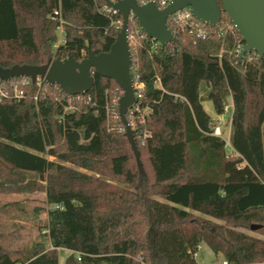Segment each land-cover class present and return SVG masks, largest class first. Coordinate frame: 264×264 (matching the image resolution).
Returning a JSON list of instances; mask_svg holds the SVG:
<instances>
[{
  "label": "trees",
  "instance_id": "1",
  "mask_svg": "<svg viewBox=\"0 0 264 264\" xmlns=\"http://www.w3.org/2000/svg\"><path fill=\"white\" fill-rule=\"evenodd\" d=\"M106 2L0 0V66L109 51L119 29L98 10ZM221 14L203 25L205 37L169 25L174 41L161 47L138 33L129 47L130 74L143 85L139 105L148 107L142 121L126 115L136 136L149 132L136 140L140 167L117 129L121 91L112 79L95 71L78 98L36 80L14 85L24 77L4 83L0 191L42 186L52 206L41 239L0 243V264H59L60 250L69 251L63 264H200L201 244L227 264H264V56L238 59L233 50L243 42ZM60 20L64 40L54 47ZM15 86L22 96L13 97ZM228 97L229 145L212 134L202 107L209 99L218 115ZM8 206L17 201L1 212Z\"/></svg>",
  "mask_w": 264,
  "mask_h": 264
},
{
  "label": "water",
  "instance_id": "2",
  "mask_svg": "<svg viewBox=\"0 0 264 264\" xmlns=\"http://www.w3.org/2000/svg\"><path fill=\"white\" fill-rule=\"evenodd\" d=\"M219 2L220 7L218 0H171L167 7L159 9L153 1L141 5L137 0L107 1L106 5L117 9L122 17L121 27L109 51L100 53L90 51L79 61L67 57L62 60L53 59L44 65L14 64L9 68L0 66V80L15 77H27L30 80L39 78L46 84L57 85L62 93L80 95L92 88V75L95 71L102 77L112 79L121 91L117 100V113L124 129V136L140 167L135 131L126 118L128 109L137 100L130 74L128 16L132 13L140 31L162 47L176 39L167 26V18L173 11L188 7L196 19L209 26L218 23L222 16L221 12H224L243 42L238 57L249 51L256 52L259 58L263 57L264 0H219Z\"/></svg>",
  "mask_w": 264,
  "mask_h": 264
},
{
  "label": "rangeland",
  "instance_id": "3",
  "mask_svg": "<svg viewBox=\"0 0 264 264\" xmlns=\"http://www.w3.org/2000/svg\"><path fill=\"white\" fill-rule=\"evenodd\" d=\"M55 35H57V40H59L61 36L60 28L55 30ZM226 101L228 104L230 103L229 97ZM202 107L215 119V113L209 99L202 101ZM213 121L215 122V120ZM227 124L228 123L225 122V124L222 125V129L225 133L223 138L226 137V131L228 130ZM117 129L124 133L120 124L117 126ZM26 180L35 181L36 185L39 183L36 176L31 174L26 176ZM44 197L42 186L34 191L18 193L0 191V206L5 202L8 203L11 201H17L18 205L17 208L8 206L3 212H1L0 209V233L4 234V237L0 240L2 245H6L9 248H17L20 246H29L32 242L36 241V239H41L40 233L45 232L42 225L47 217L46 210L52 206H48L45 203ZM35 207H39L37 214L34 212L36 209ZM8 233H12L13 235H9ZM68 253L69 251L60 250V253L58 254L59 264L64 263V258ZM216 258L217 255H215L205 244L200 245L196 257V260L200 264H213Z\"/></svg>",
  "mask_w": 264,
  "mask_h": 264
},
{
  "label": "built area",
  "instance_id": "4",
  "mask_svg": "<svg viewBox=\"0 0 264 264\" xmlns=\"http://www.w3.org/2000/svg\"><path fill=\"white\" fill-rule=\"evenodd\" d=\"M107 1H112V2H117L119 0H107ZM153 1L155 2L156 6L159 9H164L165 7H167L171 0H137L138 4H145L147 2ZM101 13H103L106 17L109 18L110 20V26H113L117 29H120L121 24H122V17L120 15V13L118 12L117 9L113 8L112 6H107L106 4H104L103 6H101L98 9ZM59 15V12L57 10H55L53 12V16L52 18H55L56 16ZM129 19L135 17L133 16L132 13L129 14ZM60 25L58 28H60V39L57 40L54 43V47L57 46L58 44H62L63 42V33H62V27H61V23L62 20L59 21ZM176 26L178 28H184L187 29L188 31H195L196 34L198 36L201 37H205L207 34V30L203 29V25H205L204 23H202L201 21H199L198 19H196L190 12V10L188 9V7L182 8V9H178L173 11V13L169 14L168 18H167V26ZM228 27L229 28H234L233 25L230 23H228ZM127 33H128V43H129V47L135 42L136 39V34L138 33H142L143 36L148 37L144 32L140 31V28H133V29H127ZM149 38V37H148ZM151 40V42L155 43L156 45H158L159 43L153 41L151 38H149ZM242 48V43H238L236 48L233 50V52L236 54V56L238 57L239 51ZM242 57V56H241ZM241 57H238L241 58ZM255 57H258L257 53L254 51H249L246 53V60L250 61L252 59H255ZM132 75V74H131ZM37 83L43 82L41 79L37 78L35 79ZM8 81V80H0V98L4 95V90H3V85L4 83ZM132 81H133V87H134V96L137 98L136 102L128 109L127 114H138L140 115L141 121H142V117L144 115V113L148 110V107H144L143 109L140 108L139 105V101L142 98L141 96V89L143 87V85L141 83H139L138 81H136L135 77L132 75ZM31 80L27 77H24L23 79L17 80L15 81V84H27L30 83ZM67 95V94H66ZM83 94H76V95H67L68 97H74V98H78ZM22 96V91L19 90L17 88V86H15L14 91H13V97H19ZM118 100V99H117ZM117 100L113 102V104L116 106L117 108ZM69 108V107H67ZM231 108H232V102L230 101V103L228 104V102H224L223 107H222V113L216 115L215 117V122L213 124V129H212V134L215 136H218L220 138H222L224 140V142H226L227 145H229L228 142V138H229V132H226V137L223 138V135L225 134L223 129H222V125L226 123L229 124V120H230V114H231ZM113 113H115L118 116L117 111L115 112L114 110L112 111ZM122 126V125H121ZM123 129V128H122ZM124 130V129H123ZM149 132L148 131H144L141 134L138 133V135L136 137V140H143L145 138V136H148ZM197 257V253L195 254ZM220 264H227L225 261H222Z\"/></svg>",
  "mask_w": 264,
  "mask_h": 264
},
{
  "label": "crops",
  "instance_id": "5",
  "mask_svg": "<svg viewBox=\"0 0 264 264\" xmlns=\"http://www.w3.org/2000/svg\"><path fill=\"white\" fill-rule=\"evenodd\" d=\"M230 101H231V99H230ZM211 116V115H210ZM215 117H216V114H215ZM213 118V117H212ZM213 120H214V118H213ZM227 126H228V130L226 131V132H229L230 131V126H229V124H227ZM202 245V244H201ZM199 247H200V245H199ZM198 247V248H199ZM67 251V250H66ZM197 254H198V251H197ZM220 258V259H219ZM216 259H218L219 260V262L221 263L222 261H224L223 260V257H222V255H217V258Z\"/></svg>",
  "mask_w": 264,
  "mask_h": 264
}]
</instances>
